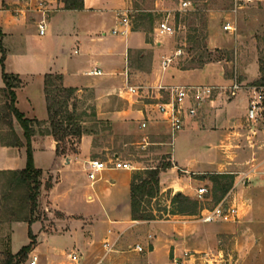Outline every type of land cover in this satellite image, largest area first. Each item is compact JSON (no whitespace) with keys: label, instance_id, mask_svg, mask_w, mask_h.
Here are the masks:
<instances>
[{"label":"crops","instance_id":"0c3cea01","mask_svg":"<svg viewBox=\"0 0 264 264\" xmlns=\"http://www.w3.org/2000/svg\"><path fill=\"white\" fill-rule=\"evenodd\" d=\"M82 2V8H66L61 3L55 8L41 4L33 7L34 11L27 9L26 13L21 7L14 8L17 10L13 12L3 5L11 3V0H0V31L19 42L5 61L7 72L18 74L23 80V84L16 89L17 107L28 118L48 120L46 75L61 74L65 85L76 89L74 99L80 101L84 95L92 93L96 119L110 124L114 133L130 141L137 139L142 147L154 143L149 140L150 133L161 118L157 102L147 101L142 94L137 96L127 90L128 83L150 85L153 79L156 66L153 65L150 71L144 69L134 56L135 51L149 49L150 41L142 29L134 27L132 21L126 34L113 32V29L124 28L122 12L139 9L138 3L136 0ZM158 5L157 0V8ZM30 16L34 18L31 22L28 21ZM40 23L45 24L44 34L40 33ZM20 42L25 45H20ZM158 45V53L163 52L162 42L159 41ZM167 53L165 51L158 60V86L165 83L159 72L161 68L167 71L172 67L164 69L162 66L163 56ZM97 68L102 70L101 74L91 73ZM139 75H145V80ZM4 86L3 80L0 88ZM218 101L210 104L214 105L211 107L221 105ZM231 105L229 100L225 108L230 110ZM207 109L208 106L198 119L190 121L184 130L178 132L180 145L176 146L174 139L175 162L173 167L160 173L162 191L175 189L176 193L192 196L203 185V179L196 175L206 173L208 166L199 158L203 153L200 148L203 147L195 148L193 138H202L204 142V136H201L204 130L199 129ZM144 121L148 123L146 127L142 126ZM14 125L25 142L24 130L16 119ZM2 132L4 129H0V170L24 168L27 164L26 145L3 144ZM102 133L99 128L92 133L73 136L71 152L66 149L62 154L57 152L58 141L53 135L37 133L32 138L34 163L43 170V181L45 177L54 178L49 189L42 186L40 202H44L47 209L64 215L63 219L55 222L54 230L44 229L40 220L31 225L38 239L32 255L38 256L37 250L44 251L43 248L46 253L59 250L64 253L58 260L46 256L42 263L38 256L37 264H73L63 247L66 244L75 250H83L86 259L82 264H93L89 259L93 245L102 242L109 233L114 238L137 223L131 215V185L135 167L131 170L106 168L95 181L89 178V161L99 159L102 153L99 151L104 140ZM182 137H188L190 141L185 144ZM104 145L109 158L103 161L120 157L118 151L110 149L111 144ZM186 216L174 214L168 221L148 224L158 225V234H150L153 237L152 246L144 255L117 244V251L103 264H122L126 260L134 264H264V210H245L240 212L238 220L228 222L184 221ZM29 227L26 221H13L10 233L12 253L30 242L29 235L26 237ZM230 248L232 255L228 256ZM210 250L212 255L201 254ZM186 252L189 254L186 255Z\"/></svg>","mask_w":264,"mask_h":264},{"label":"rangeland","instance_id":"374dc122","mask_svg":"<svg viewBox=\"0 0 264 264\" xmlns=\"http://www.w3.org/2000/svg\"><path fill=\"white\" fill-rule=\"evenodd\" d=\"M156 1L136 0L139 9L134 8L132 10L131 21L134 26L141 14L151 13L154 18L153 26L150 25L149 21H146L140 27L145 32L147 40L150 41V48L144 51H135L134 56L136 62L144 69H149L150 71L152 66L155 65L156 72L152 77L154 80H150V85L141 84L146 86V88L140 89L137 96L142 94L143 98L150 102H162L169 99V89L158 87V60H161V56L165 51H168L167 54H171L179 48L182 49V52L176 57L172 67L167 71L162 68L159 71L162 78H165V85L214 84L222 87L220 88L222 94L219 99H215V101L219 100L218 104L221 105L211 107L214 106L210 105L213 102L209 104L210 106L207 105L208 113H205L206 117L202 120L203 124L199 129L204 130L201 135L204 136V142L201 141L202 138H199V140L193 138L195 148L203 147L202 149L200 148L203 153L199 158H202L201 161L208 166L206 167V173L196 176L203 179L202 186L207 187L208 191L202 199L198 198L197 190L192 196L189 195L199 201L200 209L197 214H186L188 216L184 217L183 220L204 222L201 217L220 203L237 206L239 214L245 210L263 211L264 129L261 126H258L256 131L252 129V123L247 119V107L249 104V86L258 84L257 82L264 75V0H250L242 8L235 6V0H190L192 5L185 11L179 10L182 8L183 1L186 0H158V8L156 7ZM59 3L66 6V0H11V3H4L3 5L16 12L15 10L17 9L14 8L21 7L25 11L27 9L34 11L33 7L41 4L55 8L59 6ZM178 12L180 14L179 19L177 18ZM26 13L28 12L26 11ZM170 13L171 19L177 25L176 34L158 37L154 30L156 22ZM32 19L34 18L28 17V21L31 22ZM228 20L235 24V30L227 31L224 29V24ZM0 39L6 50V55L19 44V42L16 43V41L4 35L1 31ZM159 41L162 42L164 51H159L158 53ZM20 45L24 46L25 44L20 42ZM155 49H157L156 53L154 52ZM1 56L2 52L0 51V59ZM2 71L3 68L0 61V84L3 82ZM139 76L145 80V75ZM234 83H238L241 89L234 94L230 92L226 94L223 86L229 87ZM93 97L92 93L89 92L80 101L74 99L75 96L70 100V103L76 102L78 106L77 112L81 114L80 122L84 127H91L97 124L96 116L94 115ZM4 100L5 96L3 91L0 90V109L4 104ZM229 100L232 102L230 110L225 108V103L229 102ZM102 127L100 125L98 129H102ZM0 129H4L5 134L8 133L6 125L1 124ZM102 132L101 136L104 137V140H102V146L99 147V151L102 152L99 155L100 160L109 158V155L106 154L107 149L104 148L106 147L104 144L108 143L111 144V150L120 153V159L130 161L133 164L135 167L134 173L148 167L159 166L162 163L171 162L174 166L175 148L173 142L175 139V142H177L176 146L177 144L180 145L179 133H176L177 137L175 138L176 134H172L169 123L162 117L158 119L155 129L150 133L149 141L154 143L145 147H142L140 142L137 143V139L130 141L121 134L114 133V130L102 129ZM181 140L186 144L187 141H190V138L182 137ZM134 141L136 143H133ZM63 146L69 149V153L71 152L70 148L74 147L71 139L65 141ZM163 171H167V169ZM179 172L182 173L181 171ZM217 174H229L228 176L233 177L221 178L217 186L212 179V176H217ZM45 178L44 182L42 170L41 182L42 186L47 190L54 178ZM7 179V174H0V200L7 190ZM226 182H229L231 186L226 193H223L222 186ZM174 191L175 189L162 191L160 185L158 195L144 201L141 207L142 211L146 214L155 215V219L137 220V223L131 225L120 235H115L114 238L118 237L120 240L118 244L121 248L128 250L136 243H140L145 248L141 256L148 252L150 246H152V236L158 234V225L148 224L168 221L173 218L174 214L170 210L172 208V197L176 194ZM41 194L39 196V207L35 212L38 218L36 221L40 220L44 229L54 230L55 222L60 218L63 219L64 215L57 210L47 209L43 204L44 202H40L42 200L40 199ZM9 203L13 204L14 200L9 201ZM0 209L1 218L8 216L4 203ZM239 214L230 221L238 220ZM13 221L15 222L16 220ZM13 221L8 219L0 222V264L4 263L11 252L10 233ZM109 234L104 239L106 237L113 239V235ZM28 235L29 231L26 232V237ZM103 241L93 245L91 252L88 251V253L90 252L89 259L92 262H95L96 258L103 254ZM37 243L38 239H36L34 247H36ZM67 245L63 246L66 253L73 249L75 250L73 246L67 247ZM18 248L20 246L16 250ZM43 249L44 251L37 250L41 263L44 262L43 260L46 256L50 255L55 260H58L64 254L61 250L57 252L47 251L46 253L45 248ZM32 251L27 260L19 264H30L34 256ZM82 251L79 249V252L82 253ZM203 253L204 255H212L211 250L201 254ZM229 254L232 255L231 248L228 250V256ZM111 263L109 262V264Z\"/></svg>","mask_w":264,"mask_h":264},{"label":"trees","instance_id":"16d2710c","mask_svg":"<svg viewBox=\"0 0 264 264\" xmlns=\"http://www.w3.org/2000/svg\"><path fill=\"white\" fill-rule=\"evenodd\" d=\"M82 0H66V8H82ZM179 12L177 18L179 19ZM146 21L153 26L154 18L150 14H141L135 22V28L140 29ZM0 51L2 52V77L5 86L0 88L5 96L4 104L0 109V125L4 124L8 127V133L2 132L1 141L5 145L22 146L27 148V164L22 169L0 170V174H7L6 192L0 200V207L7 209L5 218L0 217V222L5 220L26 221L29 223L30 242L24 245L18 252L8 254L3 264H19L27 260L30 252L36 243V235L33 233L31 225L38 219L35 215L39 207V196L41 193V176L42 170L37 168L34 163V151L32 138L35 134H51L58 141L57 152L62 154L66 151L63 146L65 141H69L73 136H81L84 133H92L98 126L102 129L111 130V125L98 121L91 127H84L80 122V113L77 112L78 106L70 103L74 97L76 89L64 85V76L61 74H47L45 79V91L48 103L49 118L48 120H40L36 118H28L17 107L16 89L22 85V79L18 74L9 73L5 69L6 50L0 39ZM264 71V66H263ZM264 84V75L257 82ZM61 94V95H60ZM96 116V113L94 112ZM14 119H16L24 130L26 141L24 142L17 134ZM100 124V125H98ZM69 138V140H68ZM72 140V139H71ZM173 167L171 162L162 163L159 166L148 167L138 170L132 177L131 185V215L134 220H152L155 215L146 214L142 211V204L148 198L152 199L160 192V173L163 170ZM229 174H217L212 176L213 181L218 186L221 178L233 177ZM50 186V184H49ZM231 185L226 182L222 186L223 193L229 190ZM14 200L13 204L9 201ZM2 202V203H1ZM200 204L197 199L183 193L177 192L172 197V214H197ZM1 211V209H0ZM24 215H23V214ZM10 217V218H8Z\"/></svg>","mask_w":264,"mask_h":264},{"label":"built area","instance_id":"2783aa9c","mask_svg":"<svg viewBox=\"0 0 264 264\" xmlns=\"http://www.w3.org/2000/svg\"><path fill=\"white\" fill-rule=\"evenodd\" d=\"M250 0H235V6L242 8ZM192 2L190 0L183 1L182 8L179 11L187 10L191 7ZM132 9H126L121 14V23L124 25L123 29H113L114 33L126 34L131 24ZM236 26L231 21H226L224 29L227 31L235 30ZM40 33L44 34L46 27L44 23L39 25ZM155 34L158 37L173 36L177 32V25L171 19V13L166 17L158 20L155 24ZM182 49H176L175 52L163 56L162 66L164 69L172 65L178 55H180ZM93 74H101L102 70L97 68L93 70ZM161 89H169L170 97L166 101L157 102V110L161 117L167 121L170 125L172 134H176L184 130L190 121L196 120L201 116L207 105L214 102L222 94L221 86L214 84H160L158 86ZM224 92H230L234 94L241 86L238 83H234L229 87L223 86ZM146 88L144 85H130L128 83L127 90L131 94H138L140 89ZM249 104L247 107V119L252 123V129L256 131L258 126L264 129V84H254L248 88ZM231 97V96H228ZM148 125L147 121L142 123L143 127ZM106 168H117L131 170L134 168L130 161H124L120 157L113 158L109 161H103L100 159H91L88 166V175L92 181L98 178L101 171ZM208 191L207 187L201 186L197 189L198 198H203ZM239 214V209L235 205L220 203L214 209L209 210L204 214L201 219L204 222H214L218 220L230 221L236 218ZM119 238L106 237L103 241L102 247L104 252L102 255L96 258L93 264H103L107 258L117 251V244ZM130 250L137 251L139 253L144 252L145 248L142 244L136 243L131 246ZM189 252H186L188 255ZM70 261L74 264H82L86 259V255L78 250H72L68 252ZM38 263V256H34L31 260V264ZM177 263L179 261L177 260ZM122 264H134L130 260L124 261Z\"/></svg>","mask_w":264,"mask_h":264}]
</instances>
